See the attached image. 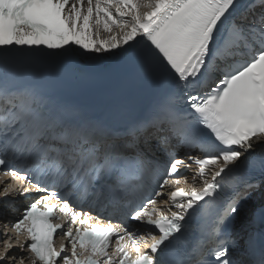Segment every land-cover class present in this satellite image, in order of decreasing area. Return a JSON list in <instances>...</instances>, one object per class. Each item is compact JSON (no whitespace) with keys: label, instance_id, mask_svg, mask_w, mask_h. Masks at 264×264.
I'll return each instance as SVG.
<instances>
[{"label":"snow or ice","instance_id":"snow-or-ice-1","mask_svg":"<svg viewBox=\"0 0 264 264\" xmlns=\"http://www.w3.org/2000/svg\"><path fill=\"white\" fill-rule=\"evenodd\" d=\"M137 45V66L158 99L124 135L71 108L54 110L26 58L40 48L110 53ZM141 129L156 134L155 145ZM197 148L203 156L173 155ZM192 163L202 186L176 187L171 206L158 207L165 186L187 181L180 165ZM8 177L18 183L0 197L44 193L13 224L20 248L30 241V264H264V205L235 229L253 191L264 188V0H0V184ZM226 187V202L205 209ZM63 193L110 206L123 226L109 216L106 227H81L100 216ZM67 217V225L55 222ZM133 221L152 230L144 250ZM54 235L68 241L70 255L65 244L53 246Z\"/></svg>","mask_w":264,"mask_h":264},{"label":"bare ground","instance_id":"bare-ground-1","mask_svg":"<svg viewBox=\"0 0 264 264\" xmlns=\"http://www.w3.org/2000/svg\"><path fill=\"white\" fill-rule=\"evenodd\" d=\"M121 53H125V51L117 49V50H114V52H110V53H88V52H84V51L81 52V54L84 57H92L93 55H96L97 57H99V59H108V58H110L112 56H116V55L121 54Z\"/></svg>","mask_w":264,"mask_h":264},{"label":"rangeland","instance_id":"rangeland-1","mask_svg":"<svg viewBox=\"0 0 264 264\" xmlns=\"http://www.w3.org/2000/svg\"><path fill=\"white\" fill-rule=\"evenodd\" d=\"M5 264H10V263H5Z\"/></svg>","mask_w":264,"mask_h":264}]
</instances>
